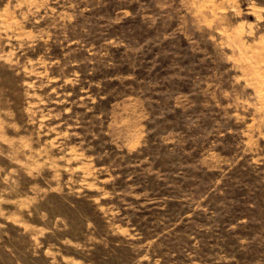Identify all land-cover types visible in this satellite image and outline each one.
<instances>
[{"label":"rangeland","instance_id":"rangeland-1","mask_svg":"<svg viewBox=\"0 0 264 264\" xmlns=\"http://www.w3.org/2000/svg\"><path fill=\"white\" fill-rule=\"evenodd\" d=\"M0 264H264V0H0Z\"/></svg>","mask_w":264,"mask_h":264}]
</instances>
